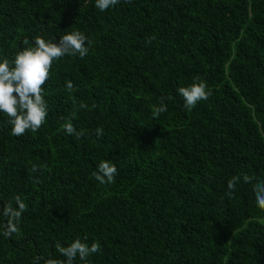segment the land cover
<instances>
[{"label":"trees","instance_id":"16d2710c","mask_svg":"<svg viewBox=\"0 0 264 264\" xmlns=\"http://www.w3.org/2000/svg\"><path fill=\"white\" fill-rule=\"evenodd\" d=\"M95 4L0 0V62L37 36L90 42L54 61L39 131L12 136L0 113V264L66 261L56 245L77 239L101 248L73 264H264V0ZM196 77L212 96L189 111L177 89ZM102 161L118 169L111 184L93 175ZM16 196L26 210L5 238Z\"/></svg>","mask_w":264,"mask_h":264},{"label":"clouds","instance_id":"9594fccd","mask_svg":"<svg viewBox=\"0 0 264 264\" xmlns=\"http://www.w3.org/2000/svg\"><path fill=\"white\" fill-rule=\"evenodd\" d=\"M126 2H131V0H126ZM118 3L120 0H96L95 6L104 12L115 7ZM151 39L154 37L149 39V43ZM24 43L27 44L28 41L25 40ZM89 43L88 38L78 31L62 36L58 43L46 41L37 36L34 46L18 52L14 61L10 62L5 58L0 62V113L6 116L12 125V136L21 137L29 131L35 133L44 126L48 117V103L44 96V86L51 78L54 61L66 55H79L80 58H84L89 53V47L86 46ZM194 80L199 81V77ZM66 87L71 92L74 85L68 81ZM177 92L183 97L184 107L189 111L194 109L200 101H206L212 96V92L207 90V85L203 81L194 82L188 87H180ZM80 107L86 109L88 105L81 103ZM167 110V106L162 103L155 108V114L158 115L167 112ZM63 129L68 135H73L77 139L83 136V132H78L71 122L63 124ZM96 135L102 136L103 129L97 128ZM32 171H37L36 166H33ZM93 175L100 184H111L118 175V169L110 161H102ZM240 179L239 176H236L228 181L230 196L235 191V186ZM251 179L248 175L243 176L246 183L251 182ZM253 191L258 207L264 210V180L254 185ZM15 201L18 208H14L11 204H7L3 208L2 214L8 218L5 225L6 230L3 232L5 238L19 233L18 224L26 210V204L19 196L15 197ZM56 248L62 256L67 258L66 261L49 259L46 264H73L77 256L80 260L86 261L90 255L100 250L101 245L98 242H93L89 247L88 244L77 239L68 247L57 244ZM39 259L41 258L37 257L34 264H37Z\"/></svg>","mask_w":264,"mask_h":264}]
</instances>
